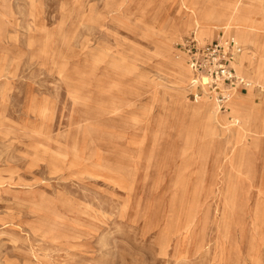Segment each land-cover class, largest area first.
Segmentation results:
<instances>
[{"label":"rangeland","instance_id":"374dc122","mask_svg":"<svg viewBox=\"0 0 264 264\" xmlns=\"http://www.w3.org/2000/svg\"><path fill=\"white\" fill-rule=\"evenodd\" d=\"M193 1L204 42L264 37V0H0V264H264V49L225 113L182 101L161 39Z\"/></svg>","mask_w":264,"mask_h":264},{"label":"bare ground","instance_id":"6f19581e","mask_svg":"<svg viewBox=\"0 0 264 264\" xmlns=\"http://www.w3.org/2000/svg\"><path fill=\"white\" fill-rule=\"evenodd\" d=\"M239 5H240V0H221L220 3H219V6H218L217 16L220 19H225V21H227V22H234V23L240 22V18H239ZM186 9L187 10H185V12H188L189 17L182 18L179 21L176 20V19L172 20L171 24L169 25V27L167 28V31H166V35L168 37H166L165 39L164 38L161 39V41L163 42V44L165 46L164 47L165 48L164 52H165V55H167L166 56V59L169 61V64H170V71L171 72H175L177 74V76H178L177 82L179 84V89H181L180 97H181L182 101H183V92L185 90V87L187 85H189V87L195 88V84L197 82H199L200 85H201V88L203 90L202 91L203 97H208L207 89H206V86H205V83L207 82V78H206L205 75H200V77L197 78L195 74H194L195 77L194 76L191 77L190 75H191V73H193V71L191 70V68L187 64L186 60L184 61L185 58L183 57L184 58L183 59L182 57H179V56H176V55H173V56L171 55L172 46H171V42L170 41H172V38H174L176 35H179V34H182V33L186 32L188 30V28L190 27V25H195L196 28H199L200 27L201 28V30H200L201 31V36H202V38H204L206 40L207 39H210L212 37V32H213L212 28L207 24V22H205V20L208 17V14H209V12H206V11H209L208 9H205V10L198 9L197 3L195 1H193L191 3V6L190 7L187 6ZM199 25H202V26H199ZM223 28H225V27H223ZM248 30H249V28H248ZM251 31H252V29H251ZM261 31H264V30H261ZM255 34H256V31H255ZM250 37L249 36H246V35L244 36V35H242V33H241L240 30H236L235 39L238 41V43L242 44V46H243V49H242L241 55H240V58L243 57V60H246V59L248 60L249 59V58H247V52H248V49H249L248 43L251 41L250 40ZM252 42L254 44V41H252ZM169 55H171V56H169ZM243 60L240 59L238 63H235L234 62L233 65L238 70V73H240V74L241 73L242 74L244 73L245 75L247 74L248 75L247 78L252 79L253 76H254V70H253L254 65L252 64V61L249 59V65H250L249 68L251 67L252 68V71H250L249 73L247 71V73H246V71L244 70V68H248V65L246 67L245 63H243ZM236 98H238L237 101L234 100L231 103V106H230L231 109L232 108L233 109L238 108L237 106H238V104L239 105L241 104V100L246 99L245 97H240L239 95L236 96ZM249 99H251V98H249ZM202 101H204V98H203ZM227 103H228V101L226 102L225 106L227 105ZM252 103H254V102H252ZM184 106H185V108H187L188 110H190L187 105L184 104ZM203 106L209 107V109L206 110V121H207L206 122V126H208V121L209 120H215V119H217V117L215 115L216 112L214 110L216 109V107H218V105L216 104V107L214 109V108L211 107V105H210L209 102L205 101V102H202L199 105H197L195 108H193L192 111L195 112L196 114H198L199 117H200L202 115V108L201 107H203ZM222 119L226 120V116L223 115ZM209 130L211 132H215L214 129L211 130L209 128ZM226 132H228L230 134L232 133L231 135H237L238 129L235 128V129H232L231 130V128H229V130H228V127H227Z\"/></svg>","mask_w":264,"mask_h":264},{"label":"built area","instance_id":"2783aa9c","mask_svg":"<svg viewBox=\"0 0 264 264\" xmlns=\"http://www.w3.org/2000/svg\"><path fill=\"white\" fill-rule=\"evenodd\" d=\"M175 46L197 78L200 75L206 76L207 93L219 109L224 110L230 96L241 87L251 86V82L240 75L233 66L242 51V46L233 36L221 33L216 39L204 42L199 41L192 32ZM200 95L193 96L199 98Z\"/></svg>","mask_w":264,"mask_h":264},{"label":"crops","instance_id":"0c3cea01","mask_svg":"<svg viewBox=\"0 0 264 264\" xmlns=\"http://www.w3.org/2000/svg\"><path fill=\"white\" fill-rule=\"evenodd\" d=\"M256 12L257 13H259L258 15H257V17H256V20H254V21H252L254 24H251V25H255V27H263L262 25H263V18H262V16H261V12L264 10V9H262V7L261 6H256ZM243 11H247V12H249V11H252V9L250 8V5H246V6H243ZM176 20H181V19H176ZM248 25H250V24H248ZM192 32H194L195 33V35H196V37L199 39V41H208V40H206V39H204V38H202V37H200V32H198V30H192ZM226 32V31H225ZM225 32H221V33H225ZM220 33V34H221ZM219 34V35H220ZM231 34V33H230ZM218 35V36H219ZM250 37V36H249ZM253 39L255 40V43L253 44ZM250 42L248 43V47H249V49L250 50H254L255 52H256V58L257 59H260L261 58V56L263 55V47H261V45H264V37H258L257 36V38H254L253 36H251L250 37ZM240 44V43H239ZM241 45V44H240ZM262 53V54H261ZM264 56V55H263ZM237 59H238V57H237ZM236 59V60H237ZM240 74V73H239ZM240 75H242V74H240ZM243 76V75H242ZM262 105H264V101L260 104V105H258V106H256V107H263ZM202 108V115L200 116V118L201 119H203L204 120V122H205V125L203 126V131L205 130V128H206V110L207 109H209V107H207V106H203V107H201ZM227 111V108H226V106H225V109L224 110H221L220 112H223V113H225ZM232 128H233V126H232ZM230 133H228V132H226L225 131V129H221L220 127H219V130L218 131H215V132H211L210 133V135H229ZM232 134V133H231ZM230 134V135H231ZM243 138H245V136L244 135H239V136H237V139H236V142H238V141H242L243 140Z\"/></svg>","mask_w":264,"mask_h":264}]
</instances>
